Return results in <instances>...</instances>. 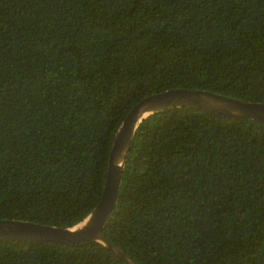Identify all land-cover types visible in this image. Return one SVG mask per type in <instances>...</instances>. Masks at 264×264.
I'll return each mask as SVG.
<instances>
[{
  "label": "trees",
  "instance_id": "1",
  "mask_svg": "<svg viewBox=\"0 0 264 264\" xmlns=\"http://www.w3.org/2000/svg\"><path fill=\"white\" fill-rule=\"evenodd\" d=\"M171 88L264 104V0H0V219L79 222L124 115ZM100 231L138 264H264V121L143 118ZM0 264L126 263L86 239Z\"/></svg>",
  "mask_w": 264,
  "mask_h": 264
},
{
  "label": "water",
  "instance_id": "2",
  "mask_svg": "<svg viewBox=\"0 0 264 264\" xmlns=\"http://www.w3.org/2000/svg\"><path fill=\"white\" fill-rule=\"evenodd\" d=\"M173 107L195 108L227 117L264 121L263 103L243 101L205 90L171 88L146 95L128 110L114 134L102 191L97 203L87 215L67 227L0 219V241L38 240L70 244L90 239L111 251L126 264H138L111 243L100 230L108 220L117 199L121 166L137 124L151 113Z\"/></svg>",
  "mask_w": 264,
  "mask_h": 264
}]
</instances>
